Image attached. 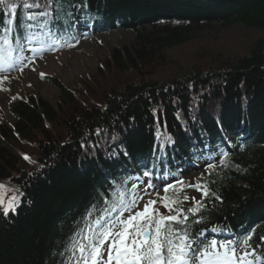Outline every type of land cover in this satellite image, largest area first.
Returning <instances> with one entry per match:
<instances>
[{
    "label": "trees",
    "instance_id": "obj_1",
    "mask_svg": "<svg viewBox=\"0 0 264 264\" xmlns=\"http://www.w3.org/2000/svg\"><path fill=\"white\" fill-rule=\"evenodd\" d=\"M37 2L39 9L23 7ZM14 3L19 25L25 15L43 11L48 0ZM73 5L81 20L130 32L132 38L111 48L96 80L84 81L78 90L46 78L59 92L55 105L35 96L11 101L12 120L0 123V264H61L60 253L85 227L90 208L95 206V219L108 207L106 195L111 203L131 186L129 173L147 166L158 169L155 175L175 174L178 163L227 151L223 137L233 150L226 166L218 162L198 179L222 200L207 203L199 227L230 229L241 240L254 230L251 242L259 243L264 236V0H61L63 12L56 15L63 27ZM12 19L0 16V26ZM235 25L261 32L246 54L230 61L208 56L214 66H195L165 80L153 77L154 69L162 68L163 51ZM5 34L0 31V39ZM166 195L182 200L173 192ZM17 196L15 212L5 216L4 204ZM196 218L190 216L189 231H200L191 223Z\"/></svg>",
    "mask_w": 264,
    "mask_h": 264
},
{
    "label": "snow or ice",
    "instance_id": "obj_2",
    "mask_svg": "<svg viewBox=\"0 0 264 264\" xmlns=\"http://www.w3.org/2000/svg\"><path fill=\"white\" fill-rule=\"evenodd\" d=\"M53 3L57 5L55 11L52 8ZM60 3L61 0H48V5L43 11H32L21 19L19 25H16L17 5L14 0H0V16L11 15L13 17L12 20L3 22L0 31L9 35L15 32L18 42L23 39L31 43L40 33L27 35L28 31L37 27L44 30V35L49 40L47 46L43 41H38L41 45L39 48H21V51L27 50L39 54L42 51H56L60 47H75L79 40L69 33V29L74 25L75 9L78 6L73 5L72 10L66 13L72 18V22L67 27H63L58 23L59 16L56 15L57 12H63L59 6ZM23 7L39 9L41 5L38 2L24 3ZM5 8H7V13L4 11ZM21 31L25 33L23 37L20 35ZM65 36L69 40H75V43H61ZM4 43L8 44L9 40L5 38ZM23 59V57H18L17 64L14 65L0 56V72L15 70ZM26 67L27 64H24L20 67V71L23 72ZM44 75L40 73L41 78H44ZM163 147L164 145L158 146V148ZM228 156L229 152L223 151L219 157L206 162L204 165L206 173L209 169L215 170L218 167L217 159L219 167H225ZM24 159L29 160L30 158L25 155ZM152 173V169L144 166V177L150 178ZM126 183L127 181H121L122 185ZM176 185H181L179 192H185L183 179L171 184H163L162 190L167 194L169 189H175ZM3 187L0 185V188ZM157 188L158 186L149 179L143 184L142 192L133 182L130 187L123 188L117 193L111 203L106 195L103 203L108 207H105L95 219H92L95 211V206H92L83 218L86 222L85 227L73 234L68 245L60 253L63 257L61 264H264V236H261L259 243L254 246L251 242L254 230L246 233L242 240L237 238L218 241L213 238L210 242L206 239H197L198 236L205 235L207 228L199 232L188 230L190 216L197 217L191 223L202 224V213L207 203L222 200L220 196L211 191L207 184L190 183L187 185V188L199 193V199L196 195H192V206L186 210L183 207H176L177 204L189 200L186 192L182 200H169L167 195L160 198ZM151 194H155L157 199H148L142 210H135L138 208L139 201ZM14 200L18 203L19 198L13 197L9 200L8 206L3 208L5 216H8L10 211L15 212ZM158 204L169 214H162L160 208L157 207ZM105 246L106 259L104 258ZM257 249L260 251L258 252Z\"/></svg>",
    "mask_w": 264,
    "mask_h": 264
},
{
    "label": "rangeland",
    "instance_id": "obj_3",
    "mask_svg": "<svg viewBox=\"0 0 264 264\" xmlns=\"http://www.w3.org/2000/svg\"><path fill=\"white\" fill-rule=\"evenodd\" d=\"M260 35L259 30L246 29L240 25L219 32H203L187 44L163 51V63L160 65L162 68L154 69L152 75L157 80H165L179 71L193 69L195 66H214L208 56L216 57L215 61L218 58L219 61L235 60L246 54L249 45ZM131 38L129 32H109L94 35L91 40L83 41L78 47L67 52L45 56L34 55L22 73L8 76L11 81L10 90L3 89L0 84V122L9 121L7 106L14 97L26 99L29 95H35L36 98L44 99L52 105L57 103L58 90L49 83L41 81L40 73L55 77L65 88L78 90L84 81L89 83L96 80V72L106 61L111 48L121 47L130 42ZM197 176V173H193L184 176V179L190 184ZM185 192L189 196V200L184 202L185 205H192V195H196L199 199V193L194 189L190 188ZM160 198H163L162 194ZM148 199H157V197L155 194L147 195L141 199L139 206H143ZM157 207L162 214L165 213V209L159 204ZM104 258H107L106 246Z\"/></svg>",
    "mask_w": 264,
    "mask_h": 264
}]
</instances>
